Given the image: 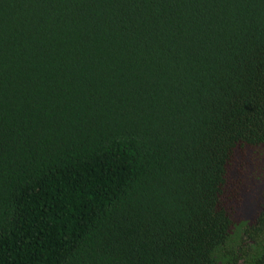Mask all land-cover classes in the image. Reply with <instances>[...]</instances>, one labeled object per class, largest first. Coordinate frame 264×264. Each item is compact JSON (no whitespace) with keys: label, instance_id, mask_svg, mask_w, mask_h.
<instances>
[{"label":"trees","instance_id":"1","mask_svg":"<svg viewBox=\"0 0 264 264\" xmlns=\"http://www.w3.org/2000/svg\"><path fill=\"white\" fill-rule=\"evenodd\" d=\"M263 185L264 0H0V264H264Z\"/></svg>","mask_w":264,"mask_h":264},{"label":"rangeland","instance_id":"2","mask_svg":"<svg viewBox=\"0 0 264 264\" xmlns=\"http://www.w3.org/2000/svg\"><path fill=\"white\" fill-rule=\"evenodd\" d=\"M237 148L234 154V167L230 169L228 188L226 193L225 201L230 203L231 199L229 198V188L232 184L240 185V194L244 195V200H239L231 205L232 216L235 220H240L241 218L253 216L254 203L251 201L254 198V193L258 192L261 189V184L253 182L252 179L242 176V166L249 163V159L252 157L251 151L248 153V148L243 147ZM243 179H242V178ZM242 182V184H241ZM251 195V196H250ZM251 201V202H250ZM226 203V205H227ZM251 206V209L248 210L247 206Z\"/></svg>","mask_w":264,"mask_h":264},{"label":"flooded vegetation","instance_id":"3","mask_svg":"<svg viewBox=\"0 0 264 264\" xmlns=\"http://www.w3.org/2000/svg\"><path fill=\"white\" fill-rule=\"evenodd\" d=\"M263 187H264V185H263ZM263 199H264V196H263Z\"/></svg>","mask_w":264,"mask_h":264}]
</instances>
